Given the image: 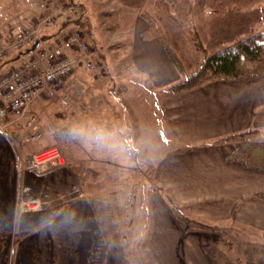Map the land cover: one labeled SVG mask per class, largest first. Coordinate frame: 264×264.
Listing matches in <instances>:
<instances>
[{
  "label": "rangeland",
  "instance_id": "374dc122",
  "mask_svg": "<svg viewBox=\"0 0 264 264\" xmlns=\"http://www.w3.org/2000/svg\"><path fill=\"white\" fill-rule=\"evenodd\" d=\"M152 6V0H0V46H4L1 45L3 40L9 38L14 27L31 26L48 13L55 23L41 31L43 40L50 43L61 39L63 32L79 28L92 47L94 58L96 56L93 70L77 61L75 71L58 83L52 97L40 95L21 119L4 123L15 145L19 178L26 176L24 187L28 190L24 195L39 199L42 209L44 206L53 209L54 215L78 199L87 202L91 233L96 237L95 245L89 244L91 264H165V256H171L168 262L178 264L180 257L178 259L176 254L181 251L180 247L183 251H193L198 258L201 255L208 264H264L262 233L253 228H240L235 232L221 217L216 224L213 219L200 220L204 197L189 201L192 198L189 195L205 193L199 190L200 185L195 191L190 186L182 190L186 195L176 197L193 203L188 207L173 202L170 188L178 192L176 187L168 180L161 182L155 178L160 164L151 163L155 148L145 141L152 142L157 135V131L151 132L146 124L147 117L154 118L151 107L157 96L147 95V89H152L150 85L144 84L146 89L125 80L138 76L130 64L128 43H132L133 31L142 30L141 37L147 29L142 15H154ZM170 12L177 22L156 15L161 31L158 38L164 43L165 54L164 48L169 46L181 61L184 72L176 68L183 75L180 82L198 69L206 55L251 34H264V2L239 10L224 9L215 0H176ZM211 31H227L226 43L215 42L216 33L211 37ZM13 57L15 52H9L0 63V70L9 68L5 61ZM245 71L253 75L247 77L244 73L242 79L264 76V55L260 63L247 64ZM129 106H133V112ZM31 116L39 120V137L27 124ZM155 129L158 133L161 131ZM133 141L145 148L132 146ZM229 142L227 150L235 145L234 151L242 153L238 158L245 160L250 173H259L258 177L251 178L247 186L251 188L249 196H244L243 200L249 199L252 204L258 203L253 200L264 201V196H258L264 194V170L261 166V170L254 168L264 157V130ZM52 147L62 153L64 164L42 174L51 177L42 179L40 174L28 175L20 170L33 153ZM229 158L234 159L233 155ZM147 160L150 163H145ZM175 183L178 185V181ZM181 183L183 187L189 185L184 180ZM239 187L241 185L233 184L235 190ZM195 210L199 214H193ZM145 219L148 227L143 226ZM165 219L177 227L167 224L164 228L161 221ZM152 220L157 226L155 231L163 227L162 232L170 236L174 229L176 233L197 232L188 234L179 244L174 241L176 244L164 243L163 248L154 249L153 240L150 241ZM15 249L13 241L10 264L14 263ZM182 262L187 264V259Z\"/></svg>",
  "mask_w": 264,
  "mask_h": 264
},
{
  "label": "crops",
  "instance_id": "0c3cea01",
  "mask_svg": "<svg viewBox=\"0 0 264 264\" xmlns=\"http://www.w3.org/2000/svg\"><path fill=\"white\" fill-rule=\"evenodd\" d=\"M141 32L133 31L132 43L127 42L131 46V67L140 77L131 76L125 80L131 85L141 84L146 89L145 85H150L152 89H147V95L153 93L157 96L151 107L154 118L147 117L146 120L151 132L157 131V135L152 138L154 141H145L146 145L155 148L153 154L149 152L151 163L160 164L155 178L161 182L168 180L178 189L175 192V188H170L169 194L176 204L192 207L193 203L189 201L194 197H204L200 220L213 219L216 224L221 217L235 232L240 228H253L264 235V201L256 198L253 201L258 203L252 204L249 199L243 200L244 196H249L251 188L247 186L251 178L258 177L259 173H250L249 168L229 158L235 154V145L227 150L230 142L214 143L218 139L252 129L264 130V76L250 81L214 80L190 91L173 92L170 87L180 82L183 75L166 56L162 39L145 40L139 36ZM226 32L211 31L210 36L216 33L222 40H217L216 36L213 39L222 44L228 39ZM9 38L3 40L1 45H5ZM16 60L15 55L7 61L14 63ZM129 95L133 101V95ZM132 107L129 106V110L133 112ZM155 128L161 131L158 133ZM136 142L133 141L131 145L145 148ZM145 163L150 162L147 160ZM17 164L13 140L7 129H0V264H10L13 241L16 245L13 264H91L89 244L95 245L96 237L91 233L90 207L87 202L78 199L56 215L53 209H47L46 206L38 212L18 214V197L20 193L27 192L28 188L24 187L26 176L19 178ZM48 176L41 175L39 178ZM181 180L189 185L183 187ZM175 181H178V185ZM235 183L241 187L235 190ZM199 185L200 191L205 190L204 194L189 195L192 197L189 201L176 198L185 194L190 186L195 191ZM228 185L231 187L224 190ZM218 197L224 198L218 201ZM177 212L180 213V210ZM193 214L199 213L195 210ZM152 221L149 224L152 231L150 241L153 240L154 249L160 246L163 248L164 243L179 244L188 234L197 232L176 233L174 229L170 236L162 232L163 227L155 231L157 226ZM145 224H148L147 219L143 226H147ZM167 224L172 225L166 219L161 221L164 228ZM246 236L249 238V235ZM180 249L176 254L178 259L180 257L178 264H184L183 259H187V264H208L201 255L198 258L193 251ZM164 259L165 264H172L168 262L171 256H165Z\"/></svg>",
  "mask_w": 264,
  "mask_h": 264
},
{
  "label": "built area",
  "instance_id": "2783aa9c",
  "mask_svg": "<svg viewBox=\"0 0 264 264\" xmlns=\"http://www.w3.org/2000/svg\"><path fill=\"white\" fill-rule=\"evenodd\" d=\"M48 14V13H47ZM43 14L35 24L23 27L17 25L6 45L0 46V63L9 52L19 55L30 48L35 40L39 43L28 55L20 56L9 68L0 71V129L9 119H21L30 105L40 97H52L59 82L71 75L77 61L88 70L96 67L94 52L85 35L70 29L63 32L61 39L46 42L40 36L42 29L54 26V19ZM37 137L40 136L39 120L31 116L27 121ZM39 130V131H38ZM64 164V157L56 147L42 149L32 154L20 170L27 174H45ZM17 213L26 214L42 210L39 199L27 198L24 193L18 197Z\"/></svg>",
  "mask_w": 264,
  "mask_h": 264
},
{
  "label": "trees",
  "instance_id": "16d2710c",
  "mask_svg": "<svg viewBox=\"0 0 264 264\" xmlns=\"http://www.w3.org/2000/svg\"><path fill=\"white\" fill-rule=\"evenodd\" d=\"M176 0H152V7L155 10V14L145 13L142 15L143 20L147 24V29L141 34L143 39H151L155 37H161V31L158 27V19L156 15L161 17H167L171 22H177L174 15L172 16L170 10L174 7ZM224 9L236 8L239 10L248 9L251 5L259 4L264 0H215ZM76 27V26H75ZM79 30V28H75ZM81 31V30H79ZM82 32V31H81ZM167 56L170 58L173 65L180 71L184 72L181 61L169 46H165ZM264 55V34H251L242 40L223 48L215 53L206 55L202 60L198 69L186 77L183 81L176 83L170 87L173 92H185L198 88L208 82L214 80H237L244 77V73L247 77H251L253 73L248 74L246 70L247 64L260 63ZM96 58V56H95ZM94 58V59H95ZM1 71V70H0ZM257 130H249L244 133L228 136L222 139L216 140L214 143H227L233 138L248 137ZM240 149L237 148V150ZM236 153V152H235ZM242 154V153H241ZM241 154L236 153L233 155L234 160L240 162L242 165L247 166L245 160L238 158ZM245 156V155H243ZM262 164V165H261ZM264 170V157H261L258 165L254 168ZM258 196H264L261 193ZM172 203V202H171Z\"/></svg>",
  "mask_w": 264,
  "mask_h": 264
},
{
  "label": "water",
  "instance_id": "95a60500",
  "mask_svg": "<svg viewBox=\"0 0 264 264\" xmlns=\"http://www.w3.org/2000/svg\"><path fill=\"white\" fill-rule=\"evenodd\" d=\"M37 45H38V40H36V41L33 43L32 47H31L30 49L26 50L24 53H21L20 55H25V54H27V53L32 52L33 50H35V48L37 47ZM76 195H78V193H76Z\"/></svg>",
  "mask_w": 264,
  "mask_h": 264
}]
</instances>
